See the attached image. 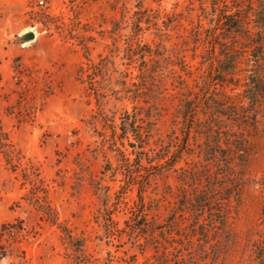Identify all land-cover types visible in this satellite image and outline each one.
I'll use <instances>...</instances> for the list:
<instances>
[{"label":"rangeland","instance_id":"obj_1","mask_svg":"<svg viewBox=\"0 0 264 264\" xmlns=\"http://www.w3.org/2000/svg\"><path fill=\"white\" fill-rule=\"evenodd\" d=\"M202 4L212 1L0 0V125L21 154L14 169L0 153V225L19 230L0 239V264H76L80 254L83 264H264V0L242 3L254 8L248 20L254 41L242 55L241 82L199 88L210 50L192 33ZM139 10L146 15L135 41L184 55L190 75L170 68L196 94L232 96L233 106L216 123L226 150L214 162L204 151L218 138L185 127L187 89L169 69L153 85L145 74L140 95L131 83L121 99L110 92L108 121L95 120V99L78 79L86 62L82 43L95 59L116 43L118 66L140 81L141 59L125 57ZM156 12L158 20H151ZM28 32L36 37L24 40ZM125 109L147 134L138 161L128 145L139 144L134 135L116 137L131 167L103 138L113 135ZM168 151H178L173 166L165 165ZM131 171L140 177L128 186ZM37 192L74 240L84 241L82 250L43 217L32 199Z\"/></svg>","mask_w":264,"mask_h":264},{"label":"trees","instance_id":"obj_2","mask_svg":"<svg viewBox=\"0 0 264 264\" xmlns=\"http://www.w3.org/2000/svg\"><path fill=\"white\" fill-rule=\"evenodd\" d=\"M212 6L202 4L201 14L199 15V22L193 28V35L196 41L206 40V43L210 45L208 52V73L204 75L201 81L196 82V86L202 88L212 82L215 85L228 86L230 84H236L234 81L241 82L239 75L240 63L243 53H247V47H251L254 33L249 26V18L253 12V6L251 10L242 5L245 0H211ZM157 15L149 17L151 20H158L159 12ZM144 11L139 10L134 17L133 30L128 36L125 57L129 61L135 60V56H139L141 59L140 73L136 76L142 77L140 81H135L133 78V72L126 68H120L116 62L117 52L120 47L114 43V47L107 54L100 53L98 59L91 56L90 48L86 43H82L84 48V56L86 62L82 64L78 70V79L86 84V90L88 95L95 99L97 105V115L95 116L96 122L100 119L108 121L107 114L104 110L105 101L111 92V95L117 99H121V93L127 94L131 92V86L135 87V93L140 95L143 92V88L146 87L148 81L146 75L151 77V85L156 82V79H163L166 69L170 70L173 77L176 78L181 88L187 89L183 92L184 106L180 111L183 116V122L188 130L196 127L202 134H205L207 139L218 138L217 140L210 141V146L207 151H204L207 160L214 162L220 154H224L225 150L221 145L222 131L217 126V122L221 119L222 115H226L225 111L233 106L231 99L232 96L224 94L225 99L219 97L217 94L211 92L210 94H196L193 89L188 86L186 78H184L181 72L170 68V66L177 65L184 74L190 75L192 73L188 62L184 55L180 53L170 52V50L162 43L156 44V48H153L149 43L143 42L139 39L134 40L140 34L141 20L145 17ZM209 19L213 21V25L209 28H205L202 20ZM118 30V29H117ZM115 30V31H117ZM205 33V36L203 34ZM256 43V41H255ZM249 45V46H248ZM146 56L150 58L147 59ZM207 58V57H206ZM151 62V65H147ZM129 63V62H128ZM122 65H125L123 63ZM149 72V73H148ZM209 82V83H208ZM131 83V86L129 85ZM112 84L114 86H112ZM237 85V84H236ZM109 92V93H108ZM196 94V95H195ZM236 106V105H235ZM202 114L203 118L198 116ZM121 121L119 125L113 126V135L110 137L104 132V143L112 145L114 149L120 154L122 160L126 166H134L132 160L125 151L116 146V139L128 137L130 133L134 135L135 142H129V147L133 150L132 154H135V160L138 161L141 157L142 147H144V134L143 125L137 123V119L134 114H130L128 110H124L120 117ZM96 122H93L95 125ZM121 132L116 135L117 131ZM128 135V136H126ZM117 137V138H116ZM223 149V150H222ZM0 153L3 154L6 162L17 169L21 166V154L15 147L9 135L5 132L0 125ZM178 151H168L165 154V165L173 166V164L179 159L176 155ZM224 159H228L227 156H223ZM160 166L163 164H159ZM138 167H142L137 163ZM139 174L131 171L128 177L127 185L138 183ZM32 199L37 205L38 209L42 212L43 217L48 219L53 224H58L64 231L67 238L70 239L72 245L82 250L84 241L74 240V236L70 234L69 230L61 226L58 222V216L55 209L47 200V196L41 195L39 192L34 193ZM142 216H147L144 214ZM142 216H139L142 218ZM6 235H19V230L13 227L10 223H4L0 225V239ZM83 255L76 256V264H83Z\"/></svg>","mask_w":264,"mask_h":264},{"label":"water","instance_id":"obj_3","mask_svg":"<svg viewBox=\"0 0 264 264\" xmlns=\"http://www.w3.org/2000/svg\"><path fill=\"white\" fill-rule=\"evenodd\" d=\"M36 37L34 32H28L22 36L24 40L34 39Z\"/></svg>","mask_w":264,"mask_h":264},{"label":"built area","instance_id":"obj_4","mask_svg":"<svg viewBox=\"0 0 264 264\" xmlns=\"http://www.w3.org/2000/svg\"><path fill=\"white\" fill-rule=\"evenodd\" d=\"M39 2L42 4V3H44V2H45V0H39Z\"/></svg>","mask_w":264,"mask_h":264}]
</instances>
